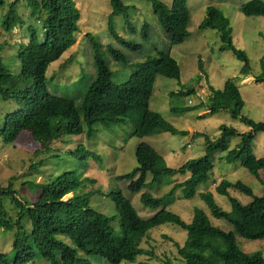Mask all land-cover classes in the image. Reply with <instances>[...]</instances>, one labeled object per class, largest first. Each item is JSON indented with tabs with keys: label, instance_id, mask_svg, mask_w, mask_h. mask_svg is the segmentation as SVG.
<instances>
[{
	"label": "trees",
	"instance_id": "16d2710c",
	"mask_svg": "<svg viewBox=\"0 0 264 264\" xmlns=\"http://www.w3.org/2000/svg\"><path fill=\"white\" fill-rule=\"evenodd\" d=\"M147 1L152 3L164 32L169 36L170 47L183 43L190 35L191 11L188 0H173L171 5L161 0ZM25 3L32 16L39 15V20L43 23L44 39L40 40L37 27L29 26L30 40L17 44L19 46L16 55L21 67L19 75H12L5 66L2 52L8 42L0 43V92L5 102L13 101L18 104V109L7 114L0 128L3 143H12L22 133L27 132L43 149H49L57 142H65V137L85 135L92 138L97 125L110 128L128 120L136 126L135 136L142 139L162 133L189 134L188 131L175 128L162 115L149 109L158 76L181 79L180 65L171 55L170 49L158 51L157 57L138 63L127 81L116 84L112 80L113 71L101 53L104 45L91 36L97 75L84 96L81 111L74 99L53 94L48 82L50 66L77 42L79 21L82 17L77 0H26ZM5 4V0H0V8ZM17 4L18 0L9 2L4 14L1 25L7 32L20 27L24 22V18L17 11ZM111 7L108 29L115 42L123 48L140 50L142 44L122 37L114 23V17L119 14L129 19L131 5L123 0H111ZM239 9L247 16H264V1L252 0L239 6ZM199 28L215 30L220 42L219 50H231L244 61V74L251 75V58L246 50L234 43L233 27L221 10L208 6L207 15ZM107 50L113 60L128 62L123 50L114 42L108 44ZM262 68L263 72L257 77V81L264 83V57ZM200 69L201 74H204L202 61ZM201 79L198 76V80ZM22 82H27V85H21ZM210 90L207 104L173 108L172 111L187 113L207 108L210 113H216L228 110L234 119H240L251 130L240 133L234 127L221 125L220 135L216 140L196 133L195 135L205 139L206 155L188 161L178 170L171 169L165 158L149 144L141 143L137 149L139 166L133 173L121 177L130 183L131 192H143L150 185L147 182L149 174L153 177L152 184L158 183L164 176L189 177L176 183L165 197H155L144 192V205L158 210L157 214L147 219L138 213L122 192L109 194L117 208L122 234L112 224L115 216L102 214L91 207L92 192L66 199L76 194L82 183L76 172L65 173L46 184H39L40 197L34 203L24 202L15 193L11 182L7 187L0 186V226L6 230L15 229L12 264H36L39 257L48 259L50 264H92L88 258L81 257L80 252L88 256L104 257L112 264H119L123 260L135 262L138 255L148 252L141 247L147 232L168 222L187 230L188 237L184 245L177 244L185 264H264L262 251L247 252L238 242V234L248 239L264 238V195L257 196L254 189L243 181L222 180L214 188L218 195L226 197L239 216L222 211L211 192L200 194L212 216L227 220L234 227L231 230L212 225L211 219L202 210L196 209L193 220L187 222L178 213L169 211L165 205L166 198L173 197L177 190H181L185 199L195 197L198 188L211 178L214 170L213 156L216 152H227V162L241 164L264 185L261 177L264 173V157L259 158L255 152L257 136L264 134V122H257L243 115L246 102L235 81H226L221 90ZM195 94L196 88L177 93L180 96ZM228 102H232L233 106L229 107ZM234 137H241V142L234 150L229 151L228 142ZM72 154L80 158L101 159L83 145ZM232 189L252 197L253 201L244 205L231 195L229 190ZM4 198H9L10 212L4 204ZM62 236L70 237L76 247ZM0 262L8 264V255L1 250Z\"/></svg>",
	"mask_w": 264,
	"mask_h": 264
},
{
	"label": "rangeland",
	"instance_id": "374dc122",
	"mask_svg": "<svg viewBox=\"0 0 264 264\" xmlns=\"http://www.w3.org/2000/svg\"><path fill=\"white\" fill-rule=\"evenodd\" d=\"M13 0H5L6 4L0 8V43L8 42L2 52L5 66L12 75L21 72L20 60L17 58V44L30 40L29 26L37 27L40 40L44 39L43 23L38 16H32L30 8L26 7V0H18L17 11L24 18L20 27L7 32L2 24L8 4ZM131 5L129 19L123 14L114 17L117 32L128 40L142 44L138 51L123 48L115 42L108 29L109 15L112 11L111 0H77L82 17L79 21V33L76 44L49 68L48 82L53 94L74 99L77 107L82 111L84 96L97 75L92 37L104 45L101 53L108 61L112 71V80L121 84L134 73L137 64L158 56V51H168L178 61L181 69V79H168L158 76L154 86V93L150 100L149 109L159 113L179 130L188 131L187 135H173L170 133L156 134L147 138L135 136L136 126L128 120L126 123L106 128L95 126L96 133L92 138L82 136L65 137V142H57L49 149L34 141L30 133H22L12 143L5 144L0 138V186L7 187L11 182L15 193L24 202H37L40 197L41 183L46 184L65 173L76 172L82 183L76 194L93 193L91 207L108 216H115L113 226L122 234L118 212L115 203L109 197L114 192H122L135 206L138 213L145 219L158 213L144 205L142 195L149 192L155 197H165L176 183L184 181L189 175L164 176L158 183L152 184L153 177L149 174L147 182L150 184L143 192L133 193L129 190V182L121 177L133 173L139 166L137 149L143 142L153 147L161 154L169 167L178 170L188 161L206 155V143L201 133L216 140L220 135V126L234 127L240 133H247L251 127L240 119H234L228 110L210 113L207 108L187 113H174L173 108H184L201 103L207 104L214 90L223 89L228 80H233L240 86L246 106L243 115L257 122H264V83L258 82L262 72L264 57V16H247L239 6L252 0H188L191 11L189 24L190 35L186 40L170 47L169 36L164 32L151 2L147 0H123ZM171 5L173 0H161ZM264 1V0H263ZM208 6H215L228 17L233 27V40L237 47L247 51L251 58L252 73L244 74V61L231 50H219L220 42L215 30L208 28L200 30L199 26L207 15ZM145 24L147 27L145 28ZM24 28V29H23ZM89 33V35H88ZM115 43L121 48L128 60L127 63L113 60L107 50L109 43ZM202 61L201 74L200 63ZM201 76V81L198 80ZM21 85H27L22 82ZM196 88L197 94L177 95L180 91ZM229 107L233 106L228 102ZM208 106V105H207ZM18 109L13 101L5 102L0 92V128L8 113ZM203 116V117H201ZM241 142V137L229 140V151L234 150ZM80 145L99 155L100 160L80 158L74 154ZM255 152L259 158L264 157V134L260 133L255 142ZM227 152H216L213 156L214 170L209 181L201 185L192 199H185L181 190H177L173 197H167L165 205L173 213H178L185 221L193 220L195 210L207 213L211 223L223 230L234 229L233 225L223 218L212 216L211 210L202 200L200 194L211 192L214 201L222 211L236 215L231 203L226 197L218 195L215 187L222 181H243L252 187L257 196L264 195V185L251 175L241 164L229 163L225 156ZM264 179V173L261 174ZM215 184V185H213ZM231 195L248 205L253 198L234 189ZM10 212L9 198L3 199ZM240 214L236 215L239 216ZM15 229L6 230L0 226V250L8 255V264H12L14 252L12 242ZM188 237L187 230L175 223H164L150 229L141 243V247L148 252L137 256L135 262L123 260L119 264H185L178 252L177 244L184 245ZM69 244H76L68 236H62ZM240 246L247 252L262 251L264 253V238L248 239L238 234ZM92 264H112L106 258L97 255H86L80 252ZM0 264H6L0 262ZM27 264H34L28 262ZM36 264H50L44 257L36 259Z\"/></svg>",
	"mask_w": 264,
	"mask_h": 264
}]
</instances>
